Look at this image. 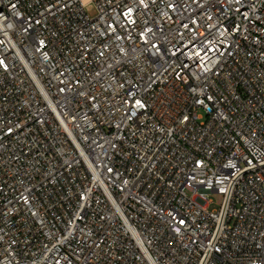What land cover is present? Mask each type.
<instances>
[{
	"label": "built area",
	"instance_id": "1",
	"mask_svg": "<svg viewBox=\"0 0 264 264\" xmlns=\"http://www.w3.org/2000/svg\"><path fill=\"white\" fill-rule=\"evenodd\" d=\"M0 264H264V0H0Z\"/></svg>",
	"mask_w": 264,
	"mask_h": 264
},
{
	"label": "rangeland",
	"instance_id": "2",
	"mask_svg": "<svg viewBox=\"0 0 264 264\" xmlns=\"http://www.w3.org/2000/svg\"><path fill=\"white\" fill-rule=\"evenodd\" d=\"M87 11L89 12V14H90L91 16H95V15L97 14V9H96V7H95L94 4H90V5H88V7H87ZM211 197H212V198L214 199V201H215V203L211 206V208H218V207H219V197H218V195H216V194H212Z\"/></svg>",
	"mask_w": 264,
	"mask_h": 264
}]
</instances>
